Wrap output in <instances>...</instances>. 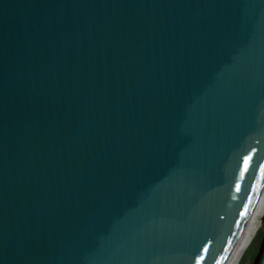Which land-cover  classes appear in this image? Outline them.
Listing matches in <instances>:
<instances>
[{
    "label": "water",
    "instance_id": "water-1",
    "mask_svg": "<svg viewBox=\"0 0 264 264\" xmlns=\"http://www.w3.org/2000/svg\"><path fill=\"white\" fill-rule=\"evenodd\" d=\"M263 193L264 0H0V264H226Z\"/></svg>",
    "mask_w": 264,
    "mask_h": 264
},
{
    "label": "bare ground",
    "instance_id": "bare-ground-1",
    "mask_svg": "<svg viewBox=\"0 0 264 264\" xmlns=\"http://www.w3.org/2000/svg\"><path fill=\"white\" fill-rule=\"evenodd\" d=\"M263 209H264V193H263L262 198L259 201V204L257 206V209L252 219L249 221V224L247 225L246 229L241 235L239 241L236 243L228 260L226 261V264H236L238 260L240 259V257L243 255V253L246 251L251 241V234L255 226V220Z\"/></svg>",
    "mask_w": 264,
    "mask_h": 264
},
{
    "label": "trees",
    "instance_id": "trees-1",
    "mask_svg": "<svg viewBox=\"0 0 264 264\" xmlns=\"http://www.w3.org/2000/svg\"><path fill=\"white\" fill-rule=\"evenodd\" d=\"M263 232L264 231H259L257 233V235L255 236V238L253 239L250 247L246 250L245 254L243 255L241 261L239 262L240 264H246L247 261L250 259H254L256 253H257V250H258V246H259V243L263 237ZM249 257V259H247Z\"/></svg>",
    "mask_w": 264,
    "mask_h": 264
},
{
    "label": "rangeland",
    "instance_id": "rangeland-1",
    "mask_svg": "<svg viewBox=\"0 0 264 264\" xmlns=\"http://www.w3.org/2000/svg\"><path fill=\"white\" fill-rule=\"evenodd\" d=\"M263 217H264V209L260 212V214L257 216V218L255 220V226H254V229H253L252 234H251V241H250L247 249L250 247V245H251L253 239L255 238V236L257 235V233L259 231H264V224L262 222L263 221ZM245 252L243 253V255L245 254ZM243 255L240 257V259L238 260V262L236 264H240L239 262L241 261ZM247 259H249V257ZM252 263H253V260L252 259L251 260L249 259L246 264H252Z\"/></svg>",
    "mask_w": 264,
    "mask_h": 264
},
{
    "label": "built area",
    "instance_id": "built-area-1",
    "mask_svg": "<svg viewBox=\"0 0 264 264\" xmlns=\"http://www.w3.org/2000/svg\"><path fill=\"white\" fill-rule=\"evenodd\" d=\"M260 264H264V256H263V258H262V261H261V263Z\"/></svg>",
    "mask_w": 264,
    "mask_h": 264
}]
</instances>
